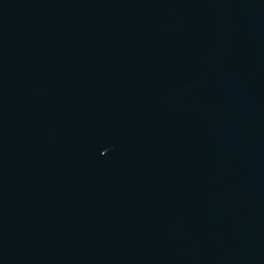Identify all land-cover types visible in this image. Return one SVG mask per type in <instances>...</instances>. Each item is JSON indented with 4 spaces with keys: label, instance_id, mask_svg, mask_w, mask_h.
Returning <instances> with one entry per match:
<instances>
[{
    "label": "water",
    "instance_id": "obj_1",
    "mask_svg": "<svg viewBox=\"0 0 264 264\" xmlns=\"http://www.w3.org/2000/svg\"><path fill=\"white\" fill-rule=\"evenodd\" d=\"M0 264H264V0H0Z\"/></svg>",
    "mask_w": 264,
    "mask_h": 264
}]
</instances>
